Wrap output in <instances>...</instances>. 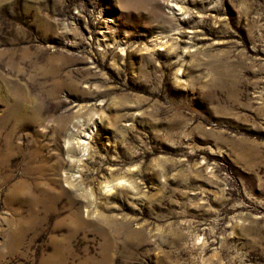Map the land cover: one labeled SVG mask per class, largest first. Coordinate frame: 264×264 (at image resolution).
Wrapping results in <instances>:
<instances>
[{"label":"rangeland","instance_id":"rangeland-1","mask_svg":"<svg viewBox=\"0 0 264 264\" xmlns=\"http://www.w3.org/2000/svg\"><path fill=\"white\" fill-rule=\"evenodd\" d=\"M0 264H264V0H0Z\"/></svg>","mask_w":264,"mask_h":264},{"label":"bare ground","instance_id":"bare-ground-1","mask_svg":"<svg viewBox=\"0 0 264 264\" xmlns=\"http://www.w3.org/2000/svg\"><path fill=\"white\" fill-rule=\"evenodd\" d=\"M84 141V140H83ZM83 141H80L79 143H83ZM74 142H76V141H74ZM73 143V141L72 140H68V145H70V144H72ZM67 144V143H66ZM71 146V145H70ZM120 183H122V182H120ZM121 185V184H120ZM122 186V185H121ZM106 189V188H105ZM112 189V188H111ZM100 191V190H99ZM109 191V190H108ZM20 192V191H19ZM44 193V192H43ZM39 204V203H38ZM91 208V207H90ZM100 212V211H99ZM35 220V219H34ZM128 233H130V232H128ZM64 241V240H63ZM58 243V242H57ZM57 253V252H56ZM60 253V252H59ZM55 255H57V254H55ZM54 255V256H55ZM49 258V257H48Z\"/></svg>","mask_w":264,"mask_h":264}]
</instances>
